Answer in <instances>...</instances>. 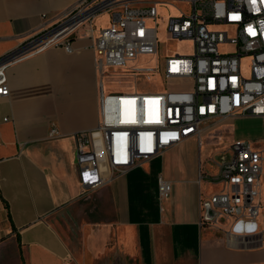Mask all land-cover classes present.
<instances>
[{
  "label": "crops",
  "instance_id": "1",
  "mask_svg": "<svg viewBox=\"0 0 264 264\" xmlns=\"http://www.w3.org/2000/svg\"><path fill=\"white\" fill-rule=\"evenodd\" d=\"M77 1L0 0V59ZM93 44L82 30L71 53L50 47L8 68L10 95L0 97V264H264V236L262 244L250 238L230 247L222 230L200 224L202 199L223 188L210 180L223 156L215 167L209 157L201 164L200 141L234 132L239 118L82 189L74 136L98 128L105 87ZM243 119L256 129L239 140L264 147L263 121ZM159 179L172 186L167 198ZM259 185L264 201V169Z\"/></svg>",
  "mask_w": 264,
  "mask_h": 264
},
{
  "label": "built area",
  "instance_id": "2",
  "mask_svg": "<svg viewBox=\"0 0 264 264\" xmlns=\"http://www.w3.org/2000/svg\"><path fill=\"white\" fill-rule=\"evenodd\" d=\"M163 9L175 14L162 17ZM105 15L109 20L98 25ZM220 26L231 28L234 36L230 38V30H216ZM82 30L94 41L97 68L104 76L136 82L133 92H107L101 84L98 128L74 136L84 191L191 138L200 139L206 127L225 120L257 118L264 126V0H78L51 26L43 25L0 59V97L10 95V66L50 47L71 53ZM163 36L189 42L191 55H161ZM155 76L191 90L139 91L141 81L146 85ZM105 168L110 176H104ZM263 169L264 147L239 140L224 152L218 175L210 178L223 188L202 199L200 224L222 230L227 246L246 245L250 238L263 243ZM171 191V184L159 179L160 197Z\"/></svg>",
  "mask_w": 264,
  "mask_h": 264
},
{
  "label": "rangeland",
  "instance_id": "3",
  "mask_svg": "<svg viewBox=\"0 0 264 264\" xmlns=\"http://www.w3.org/2000/svg\"><path fill=\"white\" fill-rule=\"evenodd\" d=\"M160 15L162 17L170 16L175 14L173 11L168 9L160 10ZM109 20V15H105L97 22L98 25L106 24V22ZM216 30H230L229 36L232 38L234 36V31L231 28H227L225 26H220L216 28ZM162 45L160 48V54H169V55H191L192 53V45L189 42H178L177 40H167L166 36L162 37ZM246 64V62H245ZM150 65H153L151 63ZM114 76H117V74H114ZM125 81H122L119 79V77H111L110 73H108L106 76H104V85L109 92V90H121V91H127L133 92L134 88L131 86L133 85L135 87L136 82L133 80L129 84H125ZM150 86L147 88V86ZM139 91H144L146 89H149L154 92H177V91H190L191 87H186L184 83L182 82H176V81H164L160 77H153L151 80H149L146 85L143 81H141L138 85ZM120 92V91H119ZM233 131L234 132H228V131H218L214 132L209 136H205L201 139V150H200V161L201 164H204L208 157L210 158V166H214L218 163V160H222V156L224 152L229 150L231 145L234 141L241 139L240 134H243L247 132V130H255L256 125H254L251 121H246V119L239 118L233 125ZM214 127H206V130L213 129ZM198 149V144H197ZM198 151V150H197ZM225 157L228 158L229 154L226 153ZM261 223L264 225V215H261L260 218Z\"/></svg>",
  "mask_w": 264,
  "mask_h": 264
},
{
  "label": "water",
  "instance_id": "4",
  "mask_svg": "<svg viewBox=\"0 0 264 264\" xmlns=\"http://www.w3.org/2000/svg\"><path fill=\"white\" fill-rule=\"evenodd\" d=\"M208 215H209V216H211V215H212V212H211L210 210H209V212H208Z\"/></svg>",
  "mask_w": 264,
  "mask_h": 264
},
{
  "label": "trees",
  "instance_id": "5",
  "mask_svg": "<svg viewBox=\"0 0 264 264\" xmlns=\"http://www.w3.org/2000/svg\"><path fill=\"white\" fill-rule=\"evenodd\" d=\"M1 197V196H0ZM6 206H7V204H6Z\"/></svg>",
  "mask_w": 264,
  "mask_h": 264
}]
</instances>
